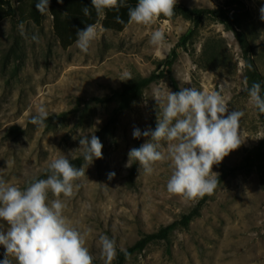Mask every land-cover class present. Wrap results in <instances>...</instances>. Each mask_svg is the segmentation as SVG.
Instances as JSON below:
<instances>
[{
  "label": "rangeland",
  "instance_id": "1",
  "mask_svg": "<svg viewBox=\"0 0 264 264\" xmlns=\"http://www.w3.org/2000/svg\"><path fill=\"white\" fill-rule=\"evenodd\" d=\"M7 1L16 15L0 21V174L24 189L35 179H46L48 164L57 156L79 158L83 165L82 154L75 151L80 147L79 139L95 134L103 145L102 158L94 159L86 175L77 181L80 187L66 199L65 210L79 229H91L86 246L94 257L93 264H104L97 243L100 235L116 240L118 255L142 236L179 220L198 202L199 197L185 199L167 191L172 171L169 161L157 162L151 175L140 172L135 161L127 166L129 151L147 142L143 136L133 138L134 128L141 132L156 128L160 109L153 98L158 90L166 91V86L173 93L192 86L201 91L218 90L227 101L229 113H245L240 132L246 139L213 166L219 176L222 171L239 167L263 140L264 117L244 90L239 45L219 21H205L192 45L186 50L177 48L171 71L176 89L167 77L151 84L129 110L111 122L116 104H95L90 99L109 96L131 81L119 80L126 69L133 80L149 76L191 29L190 21L157 18L150 25L128 24L121 32L105 31L97 24V39L88 53H82L76 43L66 50L60 47L49 14L42 16L40 25L33 22L30 0ZM177 5L237 7L229 0H177ZM245 5L251 14L247 35L264 81V21L259 11L264 0H245ZM20 23L25 25V36L18 30ZM156 29L165 34L163 48L149 43ZM32 35H38L40 42H34ZM212 39L221 62L204 68L203 48ZM37 105H44L48 111L46 127L30 122ZM64 113L68 114L62 116ZM161 145L166 150L168 142L161 141ZM113 172L115 177L109 179L108 174ZM0 224L6 232L7 223ZM5 253L0 245V261ZM112 264H117V256ZM122 264H264V184L257 170L250 174L237 171L227 177L200 216L187 229L170 235V245L152 242Z\"/></svg>",
  "mask_w": 264,
  "mask_h": 264
},
{
  "label": "clouds",
  "instance_id": "2",
  "mask_svg": "<svg viewBox=\"0 0 264 264\" xmlns=\"http://www.w3.org/2000/svg\"><path fill=\"white\" fill-rule=\"evenodd\" d=\"M50 0H37L36 10L50 14ZM63 3V0H57ZM177 0H138L135 7L128 8V24L150 25L157 18H171L175 15ZM122 6V0H91V8L98 18L104 17L106 10ZM264 21V7L260 10ZM85 16H90V8H83ZM118 23H123L117 17ZM96 23L78 29L76 46L82 53H88L99 35ZM18 30L25 36V25L20 23ZM105 31H107L105 29ZM31 39L39 43L40 37ZM149 43L158 48L166 46L162 30L152 31ZM251 68V65L248 66ZM120 81L133 80L130 70H124ZM158 90L153 98L160 111L155 130L134 128L133 138L141 136L147 142L128 153V165L138 163L140 172L153 174L157 162H170L172 169L167 181V191L185 199H195L211 195L217 188L219 174L213 172L218 165L238 149L246 139L240 132L241 120L245 113L234 110L229 113L228 104L221 91H201L196 87H182L179 92ZM249 102L264 114V95L259 82L249 87L244 82ZM227 114V115H226ZM49 114L44 105H37L31 124L46 127ZM161 141L168 142L163 149ZM79 151L84 160L80 167L74 166L68 156L60 155L48 164L46 179H35L24 189L7 181L0 174V221L7 223V231L0 224V245L6 253L0 264H93L94 257L86 246V238L91 229L82 231L65 215L66 199L74 196L80 185L77 181L86 175L87 168L94 159L102 158L103 145L92 134L79 139ZM74 151V152H75ZM115 177L109 173L108 178ZM50 194L53 197L50 199ZM61 197L65 198L62 199ZM104 264H112L117 256V243L114 238L100 235L97 241ZM127 255V254H126Z\"/></svg>",
  "mask_w": 264,
  "mask_h": 264
},
{
  "label": "trees",
  "instance_id": "3",
  "mask_svg": "<svg viewBox=\"0 0 264 264\" xmlns=\"http://www.w3.org/2000/svg\"><path fill=\"white\" fill-rule=\"evenodd\" d=\"M30 1L32 3L31 18L36 25H40L43 15L35 8L37 0ZM137 2L138 0H122L121 7L106 10L105 16L98 18L95 10L91 8V0H63V3H57V0H50L49 10L51 13L49 15L52 18L53 32L63 50L75 44L78 29H84L86 25L91 23L100 24L106 30L121 32L128 26V8L135 7ZM229 2H234L237 7L235 9L228 7L207 9L188 8L176 4L175 15L173 17L166 18L161 16L159 18L162 20H171L182 17L190 21L191 29L186 35L181 37L170 56L158 62L156 69L149 76L128 81L120 89L113 91L109 96L93 97L90 101L95 104L115 103L116 109L111 119V122H113L118 115L129 110L131 105L141 98L144 90L151 84L167 77L172 80L173 87L176 89L175 82L171 78V71L178 57L177 48L186 50L189 45H192L198 30L207 20L219 21L227 31L233 33L235 41L239 45L244 64V79L247 80L249 87L253 82H259L262 87L261 94L264 95V81L256 67L253 47L247 35V29L251 20L250 11L245 5V0H229ZM85 6L90 8V16L84 15L83 8ZM15 15L16 10L10 6L9 2L7 0H0V21L5 18H13ZM117 17L123 23H118ZM215 47L216 41L214 39L209 40L204 45L202 57L207 66H204V68H213L220 64L221 60L218 58ZM249 65H251V68L248 67ZM67 114L64 113L62 116ZM260 116L263 118L264 114L260 113ZM71 161L74 166L80 167L81 160L79 158ZM254 169L257 170L260 181L264 184V138L257 147L249 152L239 167L221 172L219 176L220 184L237 171L243 174H250ZM220 184H218L213 194L199 197L196 206L189 213L182 215L179 220L161 228L157 233L142 236L133 246L124 252H119L117 255V264H122L127 258L142 252L152 242L163 241L167 245H170V235L176 230L187 229L191 222L200 216L202 208L214 196Z\"/></svg>",
  "mask_w": 264,
  "mask_h": 264
}]
</instances>
